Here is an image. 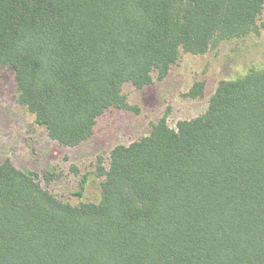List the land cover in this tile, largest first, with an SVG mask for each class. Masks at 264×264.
Segmentation results:
<instances>
[{
	"label": "trees",
	"instance_id": "1",
	"mask_svg": "<svg viewBox=\"0 0 264 264\" xmlns=\"http://www.w3.org/2000/svg\"><path fill=\"white\" fill-rule=\"evenodd\" d=\"M264 0H0V66L50 139H88L122 85L181 52L259 32ZM196 81L185 96L203 95ZM98 202L71 205L0 162V264H264V69L220 80L206 110L115 145ZM54 173L45 172L48 183ZM83 184V181L81 185Z\"/></svg>",
	"mask_w": 264,
	"mask_h": 264
},
{
	"label": "rangeland",
	"instance_id": "2",
	"mask_svg": "<svg viewBox=\"0 0 264 264\" xmlns=\"http://www.w3.org/2000/svg\"><path fill=\"white\" fill-rule=\"evenodd\" d=\"M258 33L223 41L203 54L181 52L167 75L142 88L127 82L122 93L136 110L109 107L96 118L92 135L75 146L50 139L34 115L16 100V82L10 66H0V162L9 159L18 169L36 174L41 185L71 205L98 202L103 177L95 174L97 158L108 167L109 152L149 134L165 116L170 127L202 114L220 80L234 81L250 71L264 69V7ZM196 81H204L203 95H184ZM54 173L50 182L43 174ZM83 181V184L81 185Z\"/></svg>",
	"mask_w": 264,
	"mask_h": 264
}]
</instances>
